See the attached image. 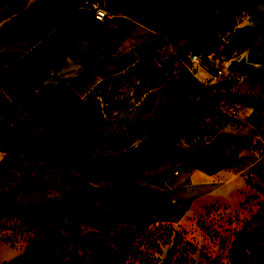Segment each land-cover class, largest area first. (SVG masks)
I'll list each match as a JSON object with an SVG mask.
<instances>
[{"label": "rangeland", "instance_id": "374dc122", "mask_svg": "<svg viewBox=\"0 0 264 264\" xmlns=\"http://www.w3.org/2000/svg\"><path fill=\"white\" fill-rule=\"evenodd\" d=\"M36 8L0 0V264H264V198L234 210L204 207L184 181L172 186L196 179L188 168L215 167L196 164L188 132L233 125L234 112L254 101L260 83L242 77L251 69L226 65L246 56L262 77L264 1L258 10L241 0H140L133 16L164 45L193 20L212 24L225 71L198 86L146 45L136 66L83 94L32 68L44 63L33 44L67 11ZM63 26L48 39L56 36L58 55L73 40ZM256 229L259 247L249 242Z\"/></svg>", "mask_w": 264, "mask_h": 264}, {"label": "crops", "instance_id": "0c3cea01", "mask_svg": "<svg viewBox=\"0 0 264 264\" xmlns=\"http://www.w3.org/2000/svg\"><path fill=\"white\" fill-rule=\"evenodd\" d=\"M94 1L30 0V8L37 7L36 11L42 10L43 14L59 13L62 16L63 10H67L59 17L58 23L33 44L32 52L37 57L42 56L44 63L34 60L30 63L32 68L43 77L50 74L51 79L77 86L82 94L88 86L97 85L136 66L142 57L141 48L158 37L155 30L133 16L140 0H97L109 12V16L102 21L94 18ZM241 1L259 10L264 0ZM62 26L73 40L68 43V51L58 55L56 36L48 39ZM191 50L199 56L195 63L189 57ZM157 53L162 62L178 65V72L184 80L198 86L208 85L214 70L220 68L225 71L216 34L204 23L197 24L179 42L165 45ZM256 65V69L242 75L244 78L250 75L260 83L251 89L254 101L249 105L243 104L244 110L234 112L235 124L226 125L220 130L203 129L208 132L204 134H208L205 143L200 144L197 141L199 137L195 138L193 134L185 136L187 141L184 137L176 141L179 144L184 140L193 152L196 151L194 153L200 160L215 164L214 168L211 164L207 166L210 171L188 168L185 174L193 175L196 179L188 182L184 177H179L172 182L173 186L184 181L191 188L187 187L198 205L217 204L234 210L238 206L253 204L258 197L264 198V179L258 177V169L264 172V72L262 77L256 75ZM49 68L56 71L49 72ZM162 107L161 102L157 103L154 110ZM191 115L188 112L177 119L168 129L169 135L181 130ZM221 134L228 137L224 139Z\"/></svg>", "mask_w": 264, "mask_h": 264}, {"label": "built area", "instance_id": "2783aa9c", "mask_svg": "<svg viewBox=\"0 0 264 264\" xmlns=\"http://www.w3.org/2000/svg\"><path fill=\"white\" fill-rule=\"evenodd\" d=\"M92 9H93V13H94V18L96 20L102 21L106 17L109 16V12L106 9V7L101 2H99L97 0L92 3ZM189 57H190V60L193 63H195V62H197L199 60L198 54L197 53H194L193 50L190 51ZM217 73L218 74H221L222 73V70L221 69H218L217 70ZM197 127H198L197 130L196 129L190 130L188 132V136L191 135V134H193V135H195V138H198L199 137L198 140H197V141H199V143L200 142L205 143V141L207 140L205 138L207 137L208 134L204 136V134L207 133V132L203 131V129H204V126L203 125H198Z\"/></svg>", "mask_w": 264, "mask_h": 264}, {"label": "trees", "instance_id": "16d2710c", "mask_svg": "<svg viewBox=\"0 0 264 264\" xmlns=\"http://www.w3.org/2000/svg\"><path fill=\"white\" fill-rule=\"evenodd\" d=\"M146 11L149 13V14H152V15H154V16H157L158 14H157V8L156 7H153V8H150V7H146ZM199 23H204V24H206L207 26H209L211 29H213L212 27H213V25L212 24H210V23H208L206 20H204L203 18H198V19H196V20H193L192 22H190V24L189 25H187V26H184V28H180L179 29V34L176 36V38L172 41V42H169V44L170 45H173V44H175V43H177V42H179L186 34H188V33H190L191 31H192V29L197 25V24H199ZM233 24V22H232V20L231 21H229L228 23H227V25H232ZM163 38H160L159 40H158V38L154 41V42H152V43H150L149 45H153L155 48H154V51H156V53H157V51L159 50V49H161L163 46H165L164 45V40H162ZM158 43V45H155V44H157ZM193 159V158H192ZM207 162V161H206ZM196 164H203V165H206L205 164V162L204 161H202V160H197L196 161ZM13 213V212H12Z\"/></svg>", "mask_w": 264, "mask_h": 264}, {"label": "water", "instance_id": "95a60500", "mask_svg": "<svg viewBox=\"0 0 264 264\" xmlns=\"http://www.w3.org/2000/svg\"><path fill=\"white\" fill-rule=\"evenodd\" d=\"M226 68L230 72H234L238 68H247V69H255L257 68V65L254 63H251L247 60L246 56H242L240 58H233L229 60V62L226 65ZM48 87L44 86L42 90L40 91V94H45L47 91ZM258 233L259 230L256 229L254 232L251 233L249 236V242L251 246L253 247H259V242H258Z\"/></svg>", "mask_w": 264, "mask_h": 264}]
</instances>
